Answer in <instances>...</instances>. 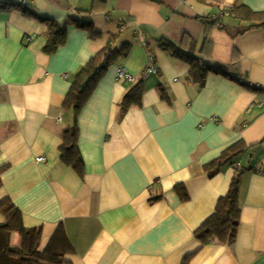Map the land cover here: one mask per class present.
<instances>
[{
    "label": "crops",
    "instance_id": "0c3cea01",
    "mask_svg": "<svg viewBox=\"0 0 264 264\" xmlns=\"http://www.w3.org/2000/svg\"><path fill=\"white\" fill-rule=\"evenodd\" d=\"M20 1L0 0V201L10 197L26 227L42 226L40 249L62 225L71 264H186L189 254L187 264H264V28L233 36L241 22L227 12L263 11L264 0ZM42 18L67 23L52 53ZM111 40L122 54L76 116L64 106L73 80ZM167 43L225 73L194 81ZM151 59L158 71L146 75ZM122 68L136 81L119 80ZM138 81L141 104L122 113ZM74 126L80 168L61 159ZM239 140L237 239L202 244L195 229L236 171L230 162L210 175L205 165ZM10 217L0 212V223ZM21 242L13 233L11 244Z\"/></svg>",
    "mask_w": 264,
    "mask_h": 264
},
{
    "label": "trees",
    "instance_id": "16d2710c",
    "mask_svg": "<svg viewBox=\"0 0 264 264\" xmlns=\"http://www.w3.org/2000/svg\"><path fill=\"white\" fill-rule=\"evenodd\" d=\"M227 12L241 22L232 31L233 36L243 34L254 28H264V10L255 11L245 4H240L231 6L230 9H227ZM42 20L47 25V42L44 48L48 53H52L65 43L67 23H60L46 18H42ZM217 22L218 20H213V23ZM221 28L228 29V26L222 25ZM87 29L91 37L98 35V32L91 26H88ZM113 43V40H111L104 49L94 55L76 74L64 101L65 107H73L76 116L88 102L99 80L122 54L121 49L115 50L113 48ZM164 46L167 50H171L175 55L188 62L191 66L190 77L194 81L203 83L210 71L225 73L221 66L214 68L202 65L198 58L172 43L164 44ZM161 90L162 94L165 95V89L161 88ZM143 93L144 82L138 81L123 97L120 104L122 113H125L132 105H140ZM78 137V126L66 129L60 151L61 159L65 163L80 168L83 165V160L78 149ZM245 150L246 143L244 140H239L226 148L218 159L206 164L205 168L210 175H214L223 165L232 163ZM236 163L233 162L236 171L228 192L219 198L214 212L195 229L194 235L202 244L219 242L231 245L237 239L241 215L239 192L242 175L246 169L242 166H236ZM2 170L3 168L0 169V187L2 186ZM175 189L184 199L187 200L189 198L183 183L177 184ZM0 212L11 216L7 223H0V264H71L65 259L71 243L62 225L53 234L46 248L41 250L42 226L26 227L22 221V213L10 197L0 201ZM15 232L19 233L22 238L20 246L11 244V236ZM192 255L189 254L185 257L184 262L186 264Z\"/></svg>",
    "mask_w": 264,
    "mask_h": 264
},
{
    "label": "built area",
    "instance_id": "2783aa9c",
    "mask_svg": "<svg viewBox=\"0 0 264 264\" xmlns=\"http://www.w3.org/2000/svg\"><path fill=\"white\" fill-rule=\"evenodd\" d=\"M27 0H21L20 1V4L21 5H27ZM218 25H221L220 23H218ZM157 72V68L156 66L154 65V63H152V59L150 60V65L146 68L145 70V73L146 75H149V74H152V73H155ZM118 79L119 80H128V81H136V78L133 74L131 73H128L125 69H119V72H118ZM38 160L39 161H42L44 160V157H38ZM236 166L240 167L241 164L240 163H236Z\"/></svg>",
    "mask_w": 264,
    "mask_h": 264
}]
</instances>
